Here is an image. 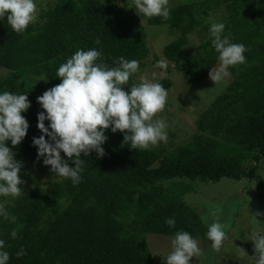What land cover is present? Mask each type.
<instances>
[{
	"label": "trees",
	"instance_id": "trees-1",
	"mask_svg": "<svg viewBox=\"0 0 264 264\" xmlns=\"http://www.w3.org/2000/svg\"><path fill=\"white\" fill-rule=\"evenodd\" d=\"M36 4L37 20L21 33L6 18L0 21V91L26 93L30 101L21 113L29 124L25 137L16 146L9 141L22 163V192L16 198L0 197V205L16 218L0 217L8 264H166L170 251L165 242L178 230L188 231L201 248L206 227L187 193L197 183L223 177L257 178L264 162V0H180L169 8L167 20L146 18L150 25L178 32L163 46L162 56L188 88L210 83V68L218 66L208 39L210 14L225 23L231 42L245 45V63L229 68L221 93L198 114L185 144L135 150L123 142L125 133L105 129L104 155L91 150L80 157V182L57 177L47 190L25 186V175L43 161L32 144L33 137L42 135L37 114L43 109L37 97L60 83L56 70L77 49L97 48L109 67L117 66L119 57L137 60L142 67L148 33L139 14L114 0ZM196 27L202 39L192 52L187 34ZM136 74L125 90L137 83ZM157 81L169 86L167 78ZM61 156L74 166L63 152ZM166 218L175 225L168 226ZM22 248L25 254L17 257ZM196 259L189 264H201Z\"/></svg>",
	"mask_w": 264,
	"mask_h": 264
},
{
	"label": "clouds",
	"instance_id": "clouds-1",
	"mask_svg": "<svg viewBox=\"0 0 264 264\" xmlns=\"http://www.w3.org/2000/svg\"><path fill=\"white\" fill-rule=\"evenodd\" d=\"M168 2L133 0L132 7L142 17L159 16L167 20L170 15ZM5 18L14 32H23L38 18L35 0H0V21ZM208 39L218 61L217 67L210 68L209 77L217 84L230 75V67L245 63L247 49L242 43L231 42L224 22L209 25ZM95 43L101 42L97 39ZM101 57L102 51L97 48L77 49L57 68L56 77L60 78V83L37 97L43 109L37 114V128L42 135L32 139L37 158L43 157V165L50 166L54 176L70 179L73 184H78L81 179L82 154L89 155L94 150L98 157L104 155L105 129L125 133L123 142L135 150L167 140V123L162 118H155L164 109L167 90L154 78H142L125 90L130 77L138 72L139 62L119 57L114 61L117 66L109 67ZM157 63L161 69L166 68L164 62ZM29 107L26 93L0 91V197L16 198L22 192L20 185L24 181L18 175L22 163L14 157L9 141L16 146L25 137L29 124L21 113ZM61 152L74 166H69ZM0 217L12 222L16 219L9 216L3 205H0ZM165 223L174 226L175 220L166 218ZM11 236L16 237L15 230ZM225 236L224 225L217 217L206 232L210 247L218 250ZM250 240L254 242L255 255L252 257L255 264H264V231L253 230ZM4 245L5 242L0 240V264H8L10 258ZM170 247L171 251L164 259L166 264H189L193 256L199 258L202 252L198 239L186 230L176 231ZM24 254L22 248L16 256Z\"/></svg>",
	"mask_w": 264,
	"mask_h": 264
},
{
	"label": "rangeland",
	"instance_id": "rangeland-1",
	"mask_svg": "<svg viewBox=\"0 0 264 264\" xmlns=\"http://www.w3.org/2000/svg\"><path fill=\"white\" fill-rule=\"evenodd\" d=\"M40 1L47 3V0H35L36 3ZM48 1L53 2L54 0ZM114 1L118 5H123L131 13L137 14L136 9L132 7L133 0ZM179 1L169 0L168 7L175 6ZM140 18L148 33L146 39L148 53L143 60L145 64L139 68L135 76V81L139 83L142 78L156 80L167 78L169 81L164 109L155 117L162 118L167 123V140L158 142L154 146L150 145L148 148L158 147L170 150L188 142L190 135L195 131V119L198 114L221 93L225 84H223L224 81L217 84L211 81L198 88H188L181 73L162 56L163 46L176 38L178 32H171L165 25H150L146 17L140 16ZM209 18L212 22L216 21L211 14ZM201 32V28L196 27L187 34L188 45L192 47V52L202 39ZM158 61L164 62L166 68L158 67ZM2 73L3 70L0 69V75ZM55 178L57 177L50 171V166L40 163L25 175L27 180L25 186H41L43 190H47L51 185V180ZM193 189L186 196L189 204L196 208L195 210L206 227V232L208 225L218 217L226 233L221 246L215 251L210 247L211 241L206 238L205 234L203 244H200L203 250L198 262L201 264H255L252 257L255 255L254 242L250 239L253 230L264 231V162L260 165L257 178L235 180L223 177L214 183H197ZM168 240L164 248L171 251V240ZM194 260H197L196 256L190 259V261Z\"/></svg>",
	"mask_w": 264,
	"mask_h": 264
}]
</instances>
